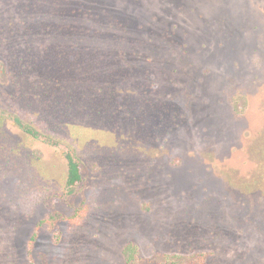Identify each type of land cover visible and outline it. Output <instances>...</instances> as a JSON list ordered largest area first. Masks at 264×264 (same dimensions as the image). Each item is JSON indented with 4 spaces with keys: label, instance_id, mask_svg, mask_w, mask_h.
Masks as SVG:
<instances>
[{
    "label": "rangeland",
    "instance_id": "1",
    "mask_svg": "<svg viewBox=\"0 0 264 264\" xmlns=\"http://www.w3.org/2000/svg\"><path fill=\"white\" fill-rule=\"evenodd\" d=\"M95 1L101 14L135 16L136 29L157 25L178 35L193 53L184 72L197 99L147 161L109 156L97 163L88 149L75 188L66 184L70 143L35 140L8 119L0 137L19 153L23 170L0 172V198L21 194L20 264H27L36 224L51 216L58 220L39 229L36 264H126L123 249L131 241L141 251L138 264H168L165 254L199 250H192L201 243L196 228L206 214L210 223L215 214L226 224L229 179L248 177L255 167V142L264 131V0ZM81 2L92 1L0 0V15H59ZM9 58L0 50V106L15 102ZM21 111L33 119L29 109ZM80 208L87 210L79 224L62 219ZM256 263L249 256L242 264Z\"/></svg>",
    "mask_w": 264,
    "mask_h": 264
},
{
    "label": "trees",
    "instance_id": "2",
    "mask_svg": "<svg viewBox=\"0 0 264 264\" xmlns=\"http://www.w3.org/2000/svg\"><path fill=\"white\" fill-rule=\"evenodd\" d=\"M90 1L80 7L72 3L59 15H0V50L9 53L15 71L13 105L18 106H0V135L11 119L35 140L52 146L69 142V188L82 182L80 158L90 148L97 163L109 156L124 162L149 160L155 144L190 117L197 99L195 83L184 72L193 53L178 35L157 25L140 31L135 16L101 14L99 2ZM28 109L33 119L21 111ZM8 143L0 137V172L19 173L20 155ZM255 144L252 173L229 179L226 224L215 214L210 223L205 213L201 230L196 228L200 247L192 249L199 250L165 254L168 264H242L249 256L264 264V131ZM20 205L19 190L0 198V264L22 259ZM86 210L62 219L79 224ZM57 220L51 216L36 224L25 250L27 264H36L39 229ZM123 254L126 264L142 260L132 241Z\"/></svg>",
    "mask_w": 264,
    "mask_h": 264
}]
</instances>
